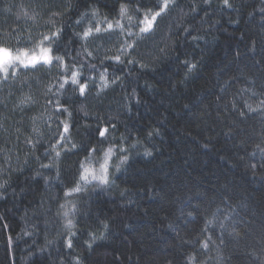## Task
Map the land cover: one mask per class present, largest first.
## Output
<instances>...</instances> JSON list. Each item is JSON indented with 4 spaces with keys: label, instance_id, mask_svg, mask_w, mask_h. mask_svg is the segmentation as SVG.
Returning a JSON list of instances; mask_svg holds the SVG:
<instances>
[{
    "label": "trees",
    "instance_id": "1",
    "mask_svg": "<svg viewBox=\"0 0 264 264\" xmlns=\"http://www.w3.org/2000/svg\"><path fill=\"white\" fill-rule=\"evenodd\" d=\"M163 3L0 0V264H264V0Z\"/></svg>",
    "mask_w": 264,
    "mask_h": 264
},
{
    "label": "snow or ice",
    "instance_id": "2",
    "mask_svg": "<svg viewBox=\"0 0 264 264\" xmlns=\"http://www.w3.org/2000/svg\"><path fill=\"white\" fill-rule=\"evenodd\" d=\"M225 4H228V0H225ZM169 6V0H164L163 5L159 8V11H156L154 13L146 12L143 16V19L139 21V25H142L140 27V32L141 33H148L150 31L153 30L154 25L157 21V18L160 17L162 15V13L165 12V10L168 8ZM126 12L125 8H121V15H124ZM129 19H131V17H129ZM119 26V25H118ZM108 27L111 28L112 24L109 23ZM96 31L99 32L100 28L97 27ZM91 32V29L85 31L83 33L84 37L89 36ZM58 35V31L54 32L52 34V37H55ZM52 37L49 36H44L43 40L40 42V44L36 45V48H39L40 52L39 54H37L35 52V50H32L31 52L27 49H21V48H17V49H12L9 47H5L3 45H0V71H3L4 73L8 72L9 67H18L20 65H23L25 68L31 66L33 68L36 67V65L39 63L41 64V66H43L44 64H49L51 65L53 62V57L50 55L51 49L50 48H45L43 47V41H52ZM131 47V46H130ZM117 60L120 59L119 56L116 57ZM55 60L57 62L62 63V58L61 57H55ZM131 62V61H129ZM195 68V65H191L190 69ZM13 75H15V73L13 72ZM73 78H72V83L76 84L78 81L76 79L77 74L73 73L72 74ZM101 79H104V77L102 76ZM107 83V82H105ZM61 88L64 87V84L60 85ZM85 85L81 84L80 85V93L81 95L84 94L85 92ZM65 131H67V125H65ZM107 131V129L104 130H100L99 134L101 137H103L105 135V132ZM73 147H75V145H73ZM94 151V150H93ZM57 155H59V152H57ZM112 155V149H108V152L105 154V162L103 164H101L100 170H99V175L96 174V170L92 169L90 166L89 167H84V165H81L82 168V172L80 174V179L82 181L85 182H90L89 181V176H91L92 180H96L99 181V183L101 184H107L108 183V169H107V159ZM73 191L75 192H80L81 188L79 186H77L75 189H73ZM65 215H67V213H65ZM68 226H72V221L69 220L68 221ZM207 245H205L206 247ZM69 247H71V242H69Z\"/></svg>",
    "mask_w": 264,
    "mask_h": 264
},
{
    "label": "rangeland",
    "instance_id": "3",
    "mask_svg": "<svg viewBox=\"0 0 264 264\" xmlns=\"http://www.w3.org/2000/svg\"><path fill=\"white\" fill-rule=\"evenodd\" d=\"M28 23H30V24H28V26H32V24L33 25H35L36 23H32V22H28ZM121 40V39H120ZM106 43L107 44H103L102 45V48L104 49V48H106L107 46H110L111 48H113V50H111V51H114V50H116V48L119 46V44H120V42H119V40L118 39H116V38H113V37H109L108 39H107V41H106ZM101 47V46H100ZM37 54H39V52H40V50H39V48H37V50L35 51ZM51 55V54H50ZM39 64V63H38ZM29 67H31V66H29ZM19 68H25L23 65H20V66H18V67H9V69H8V72L7 73H4L3 71H0V84H1V82L3 81V80H5V79H7L10 75H12L13 74V72L14 73H16L17 72V70L19 69ZM32 103V101L29 103V105ZM38 124H41L40 125V127H38V130H31L30 131V133H32V134H34V137H35V135L36 136H38V139L40 138V137H42L43 136V134H52L53 132H54V130H51V128H52V124H51V121H50V119H41L40 120V123H38ZM4 160H7V159H5L4 158ZM105 162V157L103 158V160L100 162V164H99V166H98V168L96 169V174L97 175H99V170H100V167H101V164H103Z\"/></svg>",
    "mask_w": 264,
    "mask_h": 264
}]
</instances>
